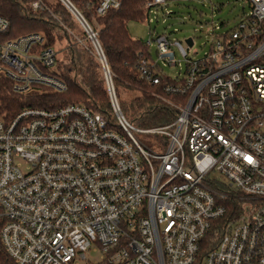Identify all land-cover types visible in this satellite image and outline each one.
Listing matches in <instances>:
<instances>
[{
	"label": "built area",
	"instance_id": "1",
	"mask_svg": "<svg viewBox=\"0 0 264 264\" xmlns=\"http://www.w3.org/2000/svg\"><path fill=\"white\" fill-rule=\"evenodd\" d=\"M90 1L98 16L122 5ZM177 1L146 0L145 19ZM246 1L250 15L200 59L189 57L193 38L187 49L152 39L161 60L177 66V48L186 65L174 79L141 65L153 87L171 79L166 126L123 116L101 48L115 123L82 105L0 111V241L13 264L88 253L102 254L96 264H264V0ZM9 27L0 16V78L18 95L65 93L57 48L40 34L8 39Z\"/></svg>",
	"mask_w": 264,
	"mask_h": 264
},
{
	"label": "trees",
	"instance_id": "2",
	"mask_svg": "<svg viewBox=\"0 0 264 264\" xmlns=\"http://www.w3.org/2000/svg\"><path fill=\"white\" fill-rule=\"evenodd\" d=\"M36 1L0 0V16L10 22L6 37L16 39L40 34L46 41V47H57L65 41L67 45L64 51L58 49V55L64 52L66 59L58 61L57 69L67 85V91L57 93L41 88L35 94L18 95L13 91L12 83L0 78L1 113L11 118L28 107L82 105L104 114L111 123H115L104 69L85 29L60 0H40L43 10L33 9L32 4ZM69 1L96 34L123 116L141 128L171 123L174 113L162 99L177 100L164 90L165 83L171 79L166 77L158 87L142 79V62L152 61L150 47L145 41L134 39L129 32L130 22L145 20L146 0H122L119 9L111 10L104 16L97 15L95 3L90 0ZM0 263L13 264L3 250L1 241Z\"/></svg>",
	"mask_w": 264,
	"mask_h": 264
},
{
	"label": "rangeland",
	"instance_id": "3",
	"mask_svg": "<svg viewBox=\"0 0 264 264\" xmlns=\"http://www.w3.org/2000/svg\"><path fill=\"white\" fill-rule=\"evenodd\" d=\"M251 11V6L246 0H211V2L179 0L165 7H153L147 19L132 21L128 27L134 39H140L146 43L152 39L155 40L158 36L166 35L174 42H181L187 49L185 40L193 38L195 45L188 54L190 58L200 59L210 51L221 35L232 33ZM79 43L84 45L82 41ZM151 43L152 61L158 63L164 75L174 79L180 73H184L185 61L177 48L174 51L178 64L173 67L159 58L156 41ZM66 45L64 41L56 48L64 51ZM58 57L62 61L66 59L64 52ZM100 261H102L101 253H88L87 261H81L78 264H96Z\"/></svg>",
	"mask_w": 264,
	"mask_h": 264
},
{
	"label": "water",
	"instance_id": "4",
	"mask_svg": "<svg viewBox=\"0 0 264 264\" xmlns=\"http://www.w3.org/2000/svg\"><path fill=\"white\" fill-rule=\"evenodd\" d=\"M67 3V7L69 8V10L73 13V15L76 17V19L80 22V24L83 26V28L85 29L86 33L88 34L89 36V39L92 41L93 45H94V48H98L100 49V46L98 44V41L97 39L94 38L93 36V32L92 30L90 29V27L88 26V24L86 23V21L83 19V17L80 15V13L74 8V6H72L70 3L66 2ZM93 37V39H92ZM186 43L189 45V46H192L193 45V40L192 38H188L186 39ZM104 64L106 66V60L104 58Z\"/></svg>",
	"mask_w": 264,
	"mask_h": 264
}]
</instances>
